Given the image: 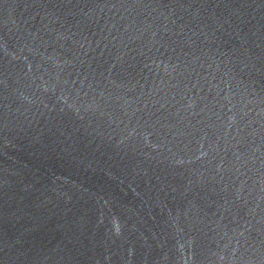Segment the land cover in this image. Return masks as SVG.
Returning a JSON list of instances; mask_svg holds the SVG:
<instances>
[{
  "label": "water",
  "instance_id": "water-1",
  "mask_svg": "<svg viewBox=\"0 0 264 264\" xmlns=\"http://www.w3.org/2000/svg\"><path fill=\"white\" fill-rule=\"evenodd\" d=\"M0 264H264V0H0Z\"/></svg>",
  "mask_w": 264,
  "mask_h": 264
}]
</instances>
